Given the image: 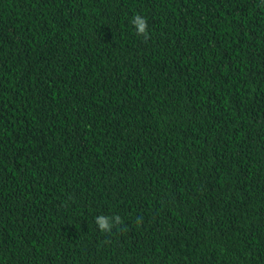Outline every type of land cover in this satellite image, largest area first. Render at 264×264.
<instances>
[{
	"label": "trees",
	"instance_id": "16d2710c",
	"mask_svg": "<svg viewBox=\"0 0 264 264\" xmlns=\"http://www.w3.org/2000/svg\"><path fill=\"white\" fill-rule=\"evenodd\" d=\"M260 4L0 0V264H264Z\"/></svg>",
	"mask_w": 264,
	"mask_h": 264
},
{
	"label": "clouds",
	"instance_id": "9594fccd",
	"mask_svg": "<svg viewBox=\"0 0 264 264\" xmlns=\"http://www.w3.org/2000/svg\"><path fill=\"white\" fill-rule=\"evenodd\" d=\"M260 6L264 7V0H261ZM131 23L135 26L137 36H142L145 40L149 39L148 22L145 17L136 14L131 20ZM95 219L99 230L104 233H109L111 232L113 227L123 224V220L119 215H116L114 217L100 215ZM137 222H140L139 219Z\"/></svg>",
	"mask_w": 264,
	"mask_h": 264
}]
</instances>
